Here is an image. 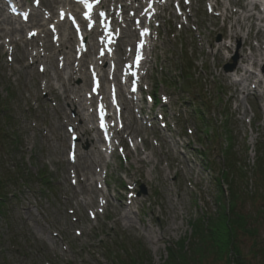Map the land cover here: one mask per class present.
Segmentation results:
<instances>
[{
  "label": "rangeland",
  "instance_id": "obj_1",
  "mask_svg": "<svg viewBox=\"0 0 264 264\" xmlns=\"http://www.w3.org/2000/svg\"><path fill=\"white\" fill-rule=\"evenodd\" d=\"M189 1L185 5L184 0H160L142 67V88L155 92L159 102L161 94L169 99L162 107L167 129L161 135L158 123H154L152 129L135 128L132 134L129 124L134 121L130 120L125 131L113 135L114 142L119 135L123 137L117 145L121 152L114 144L103 145L96 131L89 129L95 119L86 109L70 108L69 101L63 99L69 72L82 69V62L87 85L77 98L75 90L81 81L76 76L81 72H75L69 95L83 107L88 101L84 97L90 86L86 66L93 63L95 42H86L81 61L72 52L67 62L68 43L56 47L50 34L44 40L53 43V50L36 45L46 60H34L24 68L26 60L16 61L24 49L22 37L27 34L28 38L30 31H39L42 36L52 21H40L41 26L26 22L12 35L0 32V122L9 117L17 146L8 156L5 179L12 177L18 182L16 189L9 187V195L14 193V197L0 214V264H114L115 258L125 260L128 255L139 258L142 264H171L167 248L177 251L180 242L186 247L192 221L207 216L214 222L226 213L227 187L222 185L219 191L221 183L218 185L214 178L225 166L220 149L227 142L235 152L234 159L242 162L245 158L247 180L236 188L234 210L244 216L247 230L234 226L232 238L226 230L219 243L227 247L233 243L244 264L260 263L259 249H264V177L253 163L257 147L264 152V79H260L264 74V0ZM19 2L28 6L30 0ZM176 2L183 15L177 14ZM108 4V8L116 5L115 10L120 5V12L128 19L135 7L139 14L145 0H108ZM244 5L246 12L241 9ZM58 6L61 4L52 0H41L40 9L47 12L52 8L55 19ZM207 6H212V13ZM1 19L0 14V26L5 31L16 26ZM64 22L59 23L61 30L68 28ZM125 23L121 27L122 45L116 46L115 54L122 48L127 56L130 42L125 32L132 29V22ZM133 33L131 41L136 39ZM234 33L239 35L237 39L228 37ZM184 47L189 69L181 75ZM241 55L250 58L249 62H240ZM53 56L51 66L49 58ZM253 60L257 65H251ZM232 64L255 71L260 82L239 77L240 71L224 72ZM97 69L101 70V90L105 93L109 84L105 66ZM46 80L53 87L51 93L42 87ZM140 107L146 113L143 102ZM77 110L85 118L90 136L77 139L81 155L76 151L73 163L67 158L70 147L61 145L60 139L64 135L65 140L69 138L68 129L77 123ZM152 112L158 114V107ZM133 114L130 106L123 111L126 119H133ZM85 152L90 160L83 158ZM86 165L90 172H80ZM37 173L43 177L39 179ZM103 199L108 202L104 208ZM91 214L95 217L90 218ZM230 217L234 216L230 213ZM136 250H144L146 258ZM226 254L219 256L212 251L198 259L192 255L186 264H226L227 258H222Z\"/></svg>",
  "mask_w": 264,
  "mask_h": 264
},
{
  "label": "trees",
  "instance_id": "obj_2",
  "mask_svg": "<svg viewBox=\"0 0 264 264\" xmlns=\"http://www.w3.org/2000/svg\"><path fill=\"white\" fill-rule=\"evenodd\" d=\"M187 50V47L183 48V55L184 57V62L182 66H180V72L181 75L185 72V70H188V63L186 64L187 57L185 56L187 53L185 52ZM182 57V54H180V58ZM179 71V69H178ZM3 112V110L1 109ZM0 124V214L2 213V209L5 207L6 203L14 197V193H10L9 195V187L14 186L15 189L18 186L17 180L15 178H10V180H6V174H7V168L6 164L8 163V156L10 154H13L14 150L16 151V142H15V136H13L12 133V126L9 125V117H6V121ZM7 124V127L5 125ZM11 124V121H10ZM11 131V132H10ZM261 145L263 144L260 141ZM220 153L223 156V162L225 163V166L219 169V172L217 176L214 178V180L217 181V184L219 185V182L221 183L219 187V191H221L222 185H225L228 191V197L226 199V207L224 209L226 210L225 215L220 216L216 218V220L213 222L214 218L213 217H205L202 219H198L197 221H192L191 223V235L188 239V242H186L184 247L182 245V242L179 243V247L177 251L172 250L171 248H167L169 251V256L172 260L171 264H186V261L190 258V256H197V259L203 258L206 255L211 254V252H215L217 255L222 256L223 253L226 254L227 260L224 262L226 264H244V259L241 258L240 251L237 250V248L234 246L233 243H231L228 247L224 246V244H220L221 242V235L223 233H226L224 231H228V233L233 235V229L235 226V229H246L245 225V220L244 216L240 214L238 211H235V205H236V198L238 196V192L236 188H240L239 184L242 183L243 181L246 182V171L244 167H246L245 164V158L241 162L240 160L234 159L235 157V152L233 151V148L226 143V146L220 149ZM264 152L259 151V148L257 147V150L255 152V160H254V166L258 168L259 173L263 175L264 177V170L261 168H264V160L263 155ZM263 163H262V162ZM240 162V163H238ZM263 164V165H260ZM39 174V176H38ZM5 175V177H4ZM39 179L43 177L42 173H37L35 175ZM262 177V179H263ZM237 188V189H238ZM252 195V192L250 193ZM230 213L234 217H230ZM225 218V221H224ZM223 219V220H222ZM231 219V220H230ZM211 221V223H210ZM247 230V229H246ZM251 233V231L249 230ZM183 241V240H182ZM184 242V241H183ZM216 247L215 250H212L213 247ZM261 250L260 255V263L259 264H264V249H259ZM136 252H139L140 256H143V258H146V252L144 250L139 251L136 250ZM254 253V252H253ZM258 252H255V255ZM259 255V253H258ZM229 257V259H228ZM125 259V257L123 258ZM247 259V258H245ZM116 262L114 264H142L140 263V259L132 258L131 256L128 255L127 259L125 260H120L118 258H115ZM225 260V259H224ZM232 260V261H230ZM146 261V260H145ZM148 261V260H147Z\"/></svg>",
  "mask_w": 264,
  "mask_h": 264
},
{
  "label": "bare ground",
  "instance_id": "obj_3",
  "mask_svg": "<svg viewBox=\"0 0 264 264\" xmlns=\"http://www.w3.org/2000/svg\"><path fill=\"white\" fill-rule=\"evenodd\" d=\"M48 1V0H47ZM52 2H55V3H60V1L59 0H52ZM77 4H75L74 6L75 7H78V5L76 6ZM241 9H243L245 12H246V5H244V6H241ZM242 10V11H243ZM0 12L2 13V15H3V17H2V21H4V22H9V21H12V18H10L9 16H6V15H4V13H3V10L2 9H0ZM53 10H52V8H50L49 7V14L48 15H46L45 17H44V19H48V18H50V16L51 17H53ZM40 18H42L41 16H39V14L38 13H36L32 18H30L27 22H29V23H31V25L33 24V25H36V24H38L39 23V21H40ZM11 24V23H10ZM39 26H41V25H39ZM60 26H62V25H59V29L61 28ZM63 27V26H62ZM10 30H8V31H5V30H3V27L2 26H0V32H4V33H6V32H8V33H10V35H12V34H14V32H16V31H18V32H20L21 30H22V26H21V23H19V27H17V26H12L11 28H9ZM68 29V28H67ZM13 32V33H12ZM64 32V33H63ZM66 32V33H65ZM60 33H61V36L63 37V39L61 40V42L62 43H57V46H62V44H64L65 43V41L68 43V45H69V47H68V50H69V52H65V54L67 55V57L65 58V60H67V62H69V55H70V53H72V52H75V50H74V42H75V40L73 39V37H72V35H71V33L69 32V30H66L65 28H62V31H60ZM3 35H7V34H3ZM48 35H50L49 34V32L48 31H43V34H42V36H40V35H38L37 37L39 38L38 39V41H36V39H35V35L34 36H30L29 38H25L24 36L22 37V43H23V45H24V49L22 48V50L23 51H20L19 53H20V57L19 58H17L16 59V61H19V62H22L23 60L25 61L26 60V65H23L22 64V66L24 67V68H26L27 66H30V65H32L35 61L34 60H42V58H43V61L44 60H46V58H44L43 57V55L42 54H39V53H36V49H37V44L38 43H41V46L43 47V48H46V49H50V50H53L54 48H55V46L53 45V43L52 42H50V40H49V42H48V40H44L45 38H47V36ZM89 35L87 34V37H88ZM125 36H126V38H127V41L128 42H130L131 40H132V38H133V36H134V33H133V29H131V28H129V29H126V32H125ZM238 34L236 35V33H234L233 35L231 34L230 36H228V37H230V38H235V39H237L238 38ZM4 37H7V36H4ZM89 37H91V36H89ZM92 38V37H91ZM31 42V43H30ZM12 44H14L15 45V41H12L11 42ZM33 44V45H32ZM30 45V47L28 48V46ZM0 46H2V43H0ZM65 45H63L62 46V48L64 47ZM66 47V46H65ZM31 48V49H30ZM62 48H61V51H62ZM27 49L29 50L30 49V52L28 53V58L26 57V59H25V56L27 55ZM226 49H228V47H226ZM34 50H35V52H34ZM59 52V51H58ZM216 53V55H219L220 53H219V49H217V51L215 52ZM80 55L81 54H78V55H76V57H79V60H80ZM29 58L31 59V60H29ZM123 58V53H116L115 54V59L116 60H121ZM50 60H49V65H53V59H54V56L53 57H50L49 58ZM94 59H96V56H94ZM239 61L240 62H242V63H244V62H249V60H250V58H245L244 56H239ZM84 60V59H83ZM251 65H253V66H255V65H257V62L255 61V60H253L252 62H251ZM81 66V68L82 69H75V68H73V71H72V74L69 72V76L67 77V82H68V84H66L65 85V87H64V85H63V88H64V97H63V99L64 100H68L69 102V107L70 108H74V106H75V108L76 107H80V108H84V109H87V107H86V103L85 102H83V104H84V107L80 104V102L79 101H77V103L73 100V99H71V97H70V92H71V90H72V88L74 87L73 85H69V84H71V82L70 81H72L73 79H74V77L72 76L73 74H75V72H77V71H79V72H81V76H76L77 78H79V81H81V85H79V86H77V88H76V90H75V93L77 94V93H79V92H81L85 87H86V83H87V78H86V76H87V74L85 73V71H84V68H85V65H83V63L80 65ZM241 65H239L238 66V64L236 65V67L233 69V71H240L239 72V77H241V76H244L245 78H247V79H250L251 81H254L255 79H257V82H260V79H264V74L263 75H261V77H260V79H259V77L257 76V74H256V72L255 71H251V70H249L248 68H246L245 66H241ZM53 69V68H52ZM54 72H55V74L57 75V78H59V74H58V72L54 69ZM258 77V78H257ZM116 78H114V80H115ZM60 80V79H59ZM233 82L234 83H238L237 85H239V81H237V80H233ZM73 84V83H72ZM73 86V87H72ZM43 87V89H46V91L47 92H49V93H51L52 92V89H53V87L51 86V84L50 83H48V80H46L45 82H44V85L42 86ZM39 89L41 88V85H39V87H38ZM241 92H242V90H241ZM56 97H57V95H55ZM117 96L119 97V99L121 100V104L124 106V103H123V98H124V96L125 95H123V91H122V89L120 88V87H118V92H117ZM77 98H80V96L77 94ZM103 99V97L101 96L100 97V100H102ZM125 99V98H124ZM126 100V99H125ZM130 102H128V104H129ZM61 112L63 111L62 110V108H60L59 109ZM94 112H95V107H94ZM89 114L90 115H93L94 113L93 112H91V111H89ZM129 115H130V113H129ZM77 117L79 118V119H77V123H75V125L73 126V128L74 129H76L78 132H79V137L78 138H80L81 137V139H82V137L85 135V137H84V140H86L89 136H90V132H88L87 131V129H86V127H85V121H84V119L82 118V116H81V113L77 110ZM90 117V116H89ZM131 120V117H129V119H125V121H126V123H128L129 121ZM126 128L127 127H125V130H126ZM130 133H134V131H129ZM60 142H61V145H66V146H68V144H67V140H65V135H64V138L63 139H60ZM173 147H175V145H173ZM57 150H55V152H56ZM59 153V152H58ZM60 154V153H59ZM77 155H81V153H80V150H79V148H77ZM84 157H86L88 160H90V158H89V153L88 152H85V154H83V158ZM138 162L140 163V164H142L143 162L141 161V159H139L138 160ZM90 166L89 165H86L85 167H83V166H81L80 167V169H79V171L81 172V171H87V172H90ZM81 187H83V185H81ZM88 193H90V192H88ZM87 193V194H88Z\"/></svg>",
  "mask_w": 264,
  "mask_h": 264
},
{
  "label": "water",
  "instance_id": "obj_4",
  "mask_svg": "<svg viewBox=\"0 0 264 264\" xmlns=\"http://www.w3.org/2000/svg\"><path fill=\"white\" fill-rule=\"evenodd\" d=\"M232 68V66H228L227 69L230 70Z\"/></svg>",
  "mask_w": 264,
  "mask_h": 264
}]
</instances>
